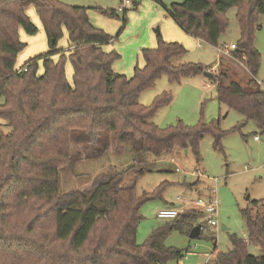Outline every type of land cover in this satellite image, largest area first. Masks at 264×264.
Here are the masks:
<instances>
[{
	"label": "trees",
	"instance_id": "obj_1",
	"mask_svg": "<svg viewBox=\"0 0 264 264\" xmlns=\"http://www.w3.org/2000/svg\"><path fill=\"white\" fill-rule=\"evenodd\" d=\"M32 8L45 31L49 51L17 70V57L27 46L20 29L27 36L39 32L27 13ZM232 8L237 9L241 38L231 60L221 57L220 65L231 63L236 68L222 70L212 81L219 104L244 118L233 131L242 133L253 122L264 135V89L257 79L261 54L254 45L264 0H185L172 4L170 14L186 34L218 46L229 27L225 15ZM88 10L60 0H0V126L9 128L6 134L0 132V264H165L185 256L165 241L180 229L179 224L185 228V219L194 215H182L139 244L142 207L158 193L139 197L136 184H124L122 174L113 173L107 181L60 205L61 172L72 163L96 158L86 149L73 155L74 137L80 142L85 133L98 134L100 139L106 134L107 139L99 141L104 148L96 153L108 150L112 143L116 151L117 145L131 143L138 155L162 157L175 150H193L200 159L199 147L207 133L217 138L218 145L227 133L218 128L219 120L196 127L179 123L162 129L155 125L156 113L171 105L173 95L163 93L149 107L140 103V95L162 75L180 84L203 76L206 68L175 66L173 59L183 56L186 49L158 35V48L143 50L144 68L136 67L131 78L117 74L113 64L121 56L108 48L118 36L96 28ZM99 11L117 18L115 11ZM126 23L125 18L124 27ZM65 33L68 50L59 46ZM240 63L248 72L246 80L239 79L243 74L237 69ZM68 64L73 69L71 81ZM145 173L141 169L137 176ZM261 203L254 201L253 205ZM243 215L248 240L232 236L233 249L216 253L209 264H264V215L252 210ZM203 230L202 226L201 234ZM250 245L261 246L263 255H252Z\"/></svg>",
	"mask_w": 264,
	"mask_h": 264
},
{
	"label": "rangeland",
	"instance_id": "obj_2",
	"mask_svg": "<svg viewBox=\"0 0 264 264\" xmlns=\"http://www.w3.org/2000/svg\"><path fill=\"white\" fill-rule=\"evenodd\" d=\"M60 1L72 7L88 8L90 21L96 28L104 30L114 38L118 36L108 48L116 50L121 56L113 64V70L117 74L131 78L136 67L144 68L143 50L157 49L158 35L164 42L178 43L186 49L183 56L173 59L175 66L200 64L206 68L205 71L212 72L215 76L227 68H236L231 63L227 66L220 65L221 57L231 60V52L226 54V46L237 45L241 38L236 8L226 13L229 27L221 35L218 46H212L204 40L186 34L171 17V5L185 0H131L137 4V8L133 9L132 5L127 14L117 12L120 7L118 0ZM99 10L115 11L117 18L103 14ZM27 13L31 21L38 26L39 32L35 36H27L20 29L22 42L27 46L18 55L16 68H21L31 58L49 51L45 31L34 8ZM125 18L127 23L124 27ZM254 45L261 54L257 79L264 89V15L258 17ZM59 46L68 50L66 33ZM237 69L243 73L239 79L245 77L246 80L248 72L244 64L240 63ZM66 71L71 81L73 69L70 64L67 65ZM166 92L173 95V102L156 113L153 119L155 125L162 129L177 126L179 123L187 127H196L201 123L210 125L219 120L217 127L227 132L221 145L217 144V138L213 134L207 133L199 147L200 159L193 150H175L162 157H154L136 154L131 143L117 145L118 152L112 148L102 149L100 150L102 152L96 153L98 148H104L103 143L99 141L107 139L106 134L100 139L98 134L85 133L80 136L82 139L80 142L74 137L71 142L73 155L78 151L80 154V151L86 149L95 154L96 158H85L78 161L79 163H72L61 172L60 205L64 206L80 193L90 191L107 181L110 174H122L124 184H136L139 197L145 193H158L157 197L147 201L142 207L143 219L138 228L137 242L145 243L154 231L172 223L158 218V213L162 209L184 207L186 214L194 215L192 219H185V228L201 225L205 229L198 239H191L182 229L173 230L166 238L165 245L184 252L185 256L180 261L171 260L165 264H207L215 260L216 253H227L233 249L232 236L248 240L249 234L243 211L252 210L255 215H264V135L253 122H250L242 133L233 131L244 118L219 104L214 82L204 76H194L180 84H174L170 82L168 76L162 75L154 87L140 95V103L149 107L156 97ZM0 132L6 134L9 128L0 126ZM255 136H259L260 141H256ZM82 154L85 155V152ZM136 161L137 164H133ZM141 169H146L147 173L137 176ZM163 184L168 185L163 189ZM159 188L161 192L158 191ZM198 199L217 202L218 214L214 217L218 222L216 228L212 230L207 228L209 219L207 214L198 207L191 206L190 202H196ZM254 201L263 203L255 207ZM249 252L254 256L263 255L259 245H250Z\"/></svg>",
	"mask_w": 264,
	"mask_h": 264
},
{
	"label": "built area",
	"instance_id": "obj_3",
	"mask_svg": "<svg viewBox=\"0 0 264 264\" xmlns=\"http://www.w3.org/2000/svg\"><path fill=\"white\" fill-rule=\"evenodd\" d=\"M120 1V7L117 10V12L119 13H126L127 11H129L128 9L132 6L134 8V3L131 0H118ZM226 54H229L230 52L234 51L237 49L236 45H232L231 47H227L226 46ZM255 140L256 141H260L259 136H255ZM184 203V201H183ZM191 206L194 205L196 207H198L199 209L203 210L205 214H207L208 216V225L207 228H210V230L214 229L217 227V220L214 219V217L217 216L218 214V204L215 200H210V202H205L202 199H198L196 202H190ZM186 208L182 207V208H165L162 209L159 213H158V218L164 221H175L178 218H180L182 215L186 214ZM203 229H205V227H203ZM215 257V256H214ZM211 263V261H209L207 264Z\"/></svg>",
	"mask_w": 264,
	"mask_h": 264
},
{
	"label": "water",
	"instance_id": "obj_4",
	"mask_svg": "<svg viewBox=\"0 0 264 264\" xmlns=\"http://www.w3.org/2000/svg\"><path fill=\"white\" fill-rule=\"evenodd\" d=\"M157 33H159V30H157ZM203 76L210 80H213L215 78V74H213L212 72H208V71H205ZM178 228L182 229L185 233H188L191 239L200 238L201 230H202L201 225L195 226L193 229H186V228H183L182 225L179 224Z\"/></svg>",
	"mask_w": 264,
	"mask_h": 264
},
{
	"label": "crops",
	"instance_id": "obj_5",
	"mask_svg": "<svg viewBox=\"0 0 264 264\" xmlns=\"http://www.w3.org/2000/svg\"><path fill=\"white\" fill-rule=\"evenodd\" d=\"M67 35V34H66ZM68 36V35H67ZM22 38V37H21ZM22 40V39H21ZM17 70H20V68H16ZM42 73V72H41ZM114 149L115 150V146L113 145V143L111 144V147L109 148V150L110 149ZM124 148V147H123ZM116 151V150H115ZM122 151V150H121ZM121 151H119V153L121 152ZM118 152V151H117ZM83 161V160H82ZM79 163V162H78ZM113 174V173H112ZM111 175V174H110ZM129 184V183H128Z\"/></svg>",
	"mask_w": 264,
	"mask_h": 264
}]
</instances>
